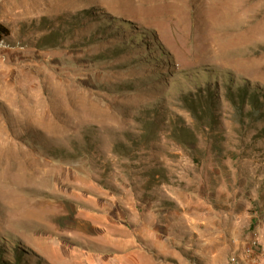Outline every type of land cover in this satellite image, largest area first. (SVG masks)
<instances>
[{"label": "rangeland", "instance_id": "1", "mask_svg": "<svg viewBox=\"0 0 264 264\" xmlns=\"http://www.w3.org/2000/svg\"><path fill=\"white\" fill-rule=\"evenodd\" d=\"M0 23V264H264V0Z\"/></svg>", "mask_w": 264, "mask_h": 264}, {"label": "trees", "instance_id": "2", "mask_svg": "<svg viewBox=\"0 0 264 264\" xmlns=\"http://www.w3.org/2000/svg\"><path fill=\"white\" fill-rule=\"evenodd\" d=\"M9 35V30L7 29V27L5 26V25H3V24H1L0 23V41L4 38V37H6V36H8ZM240 92H242L241 93V95L243 94V93H246V89L245 88H241L240 89ZM243 98V97H242Z\"/></svg>", "mask_w": 264, "mask_h": 264}, {"label": "built area", "instance_id": "3", "mask_svg": "<svg viewBox=\"0 0 264 264\" xmlns=\"http://www.w3.org/2000/svg\"><path fill=\"white\" fill-rule=\"evenodd\" d=\"M236 262H237L236 257L232 256L225 262V264H236Z\"/></svg>", "mask_w": 264, "mask_h": 264}]
</instances>
